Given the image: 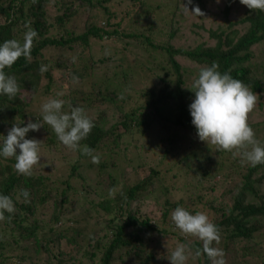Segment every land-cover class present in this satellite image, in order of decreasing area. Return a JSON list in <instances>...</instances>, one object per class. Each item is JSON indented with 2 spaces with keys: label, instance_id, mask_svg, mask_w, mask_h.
<instances>
[{
  "label": "trees",
  "instance_id": "trees-1",
  "mask_svg": "<svg viewBox=\"0 0 264 264\" xmlns=\"http://www.w3.org/2000/svg\"><path fill=\"white\" fill-rule=\"evenodd\" d=\"M165 2L0 0V44L9 39L22 43L26 22L38 33L31 62L21 57L4 70L15 77L20 92L12 99L0 95V146L14 123L38 122L42 103L57 98L65 101L63 112L85 109L95 126L80 144L100 157L94 164L81 151L68 149L47 125L26 138L42 140L41 155L58 156L64 165L61 176L37 167L30 177L20 175L14 157H0V194L10 196L16 209L0 221V264H170L167 256L178 243L189 244L193 253L202 249L201 241L181 235L170 214L177 207L191 214L203 209L168 193L158 169L181 149L188 150L190 145L178 137L184 131L198 141L171 162L185 163L197 178L184 186L192 202L199 186L217 175L224 177L221 189L228 188L218 195L219 206H214L216 198L205 205L218 216L212 223L220 242L212 246L223 250L226 264H264V164L242 165L231 152L200 141L189 110L195 99L190 88L200 69L216 62L221 74L241 80L257 96L247 122L254 132L264 133V11H251L240 0H193L189 9L199 6L205 13L198 17L183 12L187 0ZM116 4L125 7L115 9ZM163 7L169 15L164 25L160 20L157 33L154 24L150 35L124 32L127 19L136 14L155 18ZM107 41H124L120 58L116 51L94 55V42H102L103 50ZM139 49L142 56L148 53V61ZM187 59L198 71L186 65ZM42 64L48 68L43 74ZM142 76L147 83L137 89L132 83ZM136 99L143 103L128 108ZM156 126L161 143L153 146L151 165L147 145L139 142ZM259 141L264 145V137ZM24 189L30 193L27 201ZM110 189H115L113 196ZM187 264L212 262L202 255Z\"/></svg>",
  "mask_w": 264,
  "mask_h": 264
},
{
  "label": "clouds",
  "instance_id": "clouds-1",
  "mask_svg": "<svg viewBox=\"0 0 264 264\" xmlns=\"http://www.w3.org/2000/svg\"><path fill=\"white\" fill-rule=\"evenodd\" d=\"M192 2L193 0H187V4L183 3V12L186 15L191 13L198 17L205 16L199 6L189 9ZM219 2L220 0H217V3ZM240 3L251 11H264V0H240ZM25 28L27 31L23 35L22 43L17 39H9L0 44V95H7L10 99L17 96L20 88L15 77L6 75L4 70L11 68L21 57L30 63L33 41L38 36L30 22L25 23ZM72 59L75 62L76 58ZM218 69L219 64L216 62L201 68L198 78L190 88L195 93L189 110L197 136L200 141L215 146L216 151L231 152L234 157H239L242 165L255 167L264 164V145L256 139L254 130L247 122L249 113L256 106L257 96L241 80L232 78L229 73L221 74ZM39 71L43 74L48 68L42 64ZM72 81L78 82V77L73 76ZM63 95V92L57 93V96ZM64 104L63 99L47 98L41 105L42 119L38 118V122L35 123L29 120L26 126L14 123L9 129L0 146V157L5 159L14 157L16 173L29 177L33 175L34 166L41 160L42 141L35 138L27 139L26 136L30 131H39L45 125L52 129L57 139L68 149L79 150L82 155L90 157L92 163L99 164L100 157L94 154V150L80 144L95 126L92 119L80 106L71 107L70 112H63ZM114 194L115 189H110L109 196ZM21 195L27 201L30 193L24 189ZM15 211L12 198L0 194V221L6 219L5 212L14 214ZM170 218L181 235L185 238L194 237L202 242V249L197 248L194 253L189 244L178 243L167 256L170 264H187L190 257L202 255H206L212 264H226L223 250L212 246L213 242L217 244L220 242V234L217 226L206 214L203 212L191 214L185 208L177 207L171 212ZM164 247L169 252L168 239Z\"/></svg>",
  "mask_w": 264,
  "mask_h": 264
},
{
  "label": "rangeland",
  "instance_id": "rangeland-1",
  "mask_svg": "<svg viewBox=\"0 0 264 264\" xmlns=\"http://www.w3.org/2000/svg\"><path fill=\"white\" fill-rule=\"evenodd\" d=\"M152 3H159L161 5H167L165 0H150ZM114 4V3H112ZM122 7H125L123 5L118 6V4H116L115 9H120ZM168 10L167 8L163 7L162 9H160L157 13V17H151L149 16V18H146V15L138 17V14L135 15V17H133L132 19H127V24L125 25L124 28V32L126 33H132V34H140V33H146L150 35V32L148 33V28H150L151 24L156 25V28L153 27V32L157 33L158 32V28H160L161 22L160 20H162V25H164V22L167 21L168 18ZM159 18V19H158ZM124 41H107L106 43H103V50L99 49V46L102 44L101 43H96L94 42V45L96 46V48L94 49V55L97 57H103L104 56V52H113L116 51L118 54L117 58H120L121 54L120 51H124L126 50V48L123 46ZM105 48V49H104ZM142 50L143 49H139L137 50L138 53L141 54V58L143 61H148V57L147 54L145 53L142 56ZM110 56L111 55H107ZM134 59V57L132 58ZM132 61V60H131ZM109 65H113V63H109ZM186 65L190 66L192 68V70H197L199 69V66L196 65L195 63H193L192 60H186ZM138 76H139V71L137 70ZM140 78V82L139 79ZM147 81L145 79V77H137V80H135L134 83H132L134 85L135 88L140 89L142 87H145ZM137 98V97H136ZM143 102H141L139 99H136L135 101H131L128 105V108L130 105L131 108L133 107H137L139 105H141ZM122 105V104H121ZM120 112L118 114H122L121 110H119ZM113 112H110L109 114V119L111 121H114L113 118ZM259 117L255 116L252 119L253 120H257ZM261 129V127H260ZM149 134H151L150 137L148 138H141L140 140V146H145L147 145V148L149 149L148 151L150 153H148V156L150 155V157L148 158L149 161L151 162V165L154 163V158L152 156V149L155 147L156 144L161 143L160 139L158 136H160L159 134V126L153 127L151 128V130H149ZM261 131V130H259ZM255 136H257L256 139H262L264 137V133H260V132H255ZM180 139L186 141L187 145H191V143L194 145L197 143L198 139H196L195 136L189 134V132H182L179 136ZM193 140V142L191 141ZM197 140V141H196ZM42 141V140H41ZM185 145V144H184ZM154 146V147H153ZM189 146V147H190ZM187 147V146H186ZM188 147V150L186 149L184 152L181 149L173 158L168 159L167 165L165 166V164H160L158 169L161 171V176L163 177L164 181H165V185L164 187H168V193L174 195L176 197V199H180V198H184L185 202H188L189 204H193L195 206V208L198 209H203V213L206 214L209 218V220L212 222V220H214V218L218 219V216L216 213H213V211H211L210 209L207 208V206L205 207V205H209V203H211V201L213 199L216 198V202L214 204V206H219L218 202H217V198L218 195H220L221 193H223V191H226L228 188L225 189H221L222 188V183H223V179L224 177L222 175H217L215 178H213L210 181H206L204 183H202L199 188L201 189H197L195 191V197L194 200L196 201V203L192 202V198H190V194H186L184 186L186 187L187 185H189L190 183H192L193 181H195L197 178H195L192 174V171H187L188 167L185 165V163H180L178 165V162H175V166H173L174 162H171L172 159H174L175 161L180 160L190 149ZM185 148V147H184ZM132 156H136L137 152H131ZM183 155V156H182ZM41 156V160L40 162L34 166L37 168H42L45 169L46 172H49V174H52L54 176H61L63 173H65L63 171V173H61L62 170V165H60V160L58 158V156H48V155H44V154H40ZM226 158V156L224 157V159ZM158 164V163H157ZM154 164V165H157ZM58 165H60L59 167H57ZM66 165V164H65ZM226 165H229L228 163H226ZM67 166H69V164H67ZM66 166V167H67ZM168 167H171L168 170ZM182 168L181 170H178L179 168ZM168 171H173V173ZM179 172V173H178ZM176 173V174H174ZM163 175H165L166 177H164ZM91 178V176H90ZM184 189V190H183ZM178 190H182L180 192H178ZM170 191V192H169ZM197 195H202L203 198L202 200L198 199Z\"/></svg>",
  "mask_w": 264,
  "mask_h": 264
}]
</instances>
